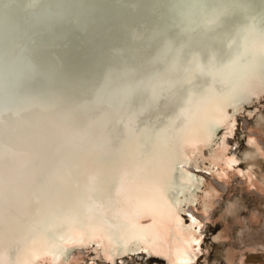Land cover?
I'll return each instance as SVG.
<instances>
[{"label": "bare ground", "instance_id": "obj_1", "mask_svg": "<svg viewBox=\"0 0 264 264\" xmlns=\"http://www.w3.org/2000/svg\"><path fill=\"white\" fill-rule=\"evenodd\" d=\"M82 1L46 32L69 24L78 41L34 50L0 107V264H67L76 248L190 264L203 232L187 207L209 212L219 192L200 170L245 159L251 179L264 157L254 136L227 151L264 96V0Z\"/></svg>", "mask_w": 264, "mask_h": 264}, {"label": "rangeland", "instance_id": "obj_2", "mask_svg": "<svg viewBox=\"0 0 264 264\" xmlns=\"http://www.w3.org/2000/svg\"><path fill=\"white\" fill-rule=\"evenodd\" d=\"M246 109L238 114L235 133L227 137L229 154L244 149L250 136L256 137L264 150V116L258 115L264 114V96ZM258 160L261 166L251 179L242 171L247 166L245 159L228 167L223 175L217 171L222 169L220 165L200 170L205 182H213L219 192L209 212L201 209L200 201L187 207L185 215L194 212L202 221L203 232L200 256L190 264H264V157ZM67 264H164V258L139 251L109 263L92 248H76Z\"/></svg>", "mask_w": 264, "mask_h": 264}, {"label": "water", "instance_id": "obj_3", "mask_svg": "<svg viewBox=\"0 0 264 264\" xmlns=\"http://www.w3.org/2000/svg\"><path fill=\"white\" fill-rule=\"evenodd\" d=\"M71 1L73 0H0V107L5 104V96L7 101L12 100L14 94L19 91L17 89L24 88L25 83L32 79L34 69L30 63H38L44 58L37 57L33 53L34 50L44 52L59 42L73 41L76 38L78 41V35L69 24L54 25L58 28L55 30L57 39H51V34L50 37H46L49 20L55 21L54 16L58 12H64L60 18L62 20L70 17L71 24L81 19L84 11L73 9L77 15H69L72 12L66 5H71ZM121 1L123 0H83L81 3L82 5L89 3V6L97 2L118 5ZM139 3L140 0H135L134 5ZM92 18L96 20L95 17H89ZM50 43L52 44L49 46ZM5 60H14L13 67L1 66ZM2 89L14 92L2 93Z\"/></svg>", "mask_w": 264, "mask_h": 264}, {"label": "snow or ice", "instance_id": "obj_4", "mask_svg": "<svg viewBox=\"0 0 264 264\" xmlns=\"http://www.w3.org/2000/svg\"><path fill=\"white\" fill-rule=\"evenodd\" d=\"M249 143H251V141H249ZM190 220H192L193 223H195V220L192 219V217L190 216L189 214V217H188ZM194 243H199V241H194Z\"/></svg>", "mask_w": 264, "mask_h": 264}]
</instances>
